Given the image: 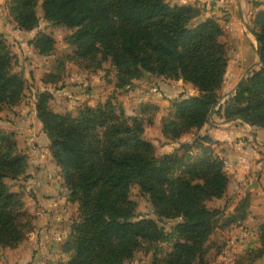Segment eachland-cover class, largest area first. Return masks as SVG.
Masks as SVG:
<instances>
[{"label": "trees", "instance_id": "trees-1", "mask_svg": "<svg viewBox=\"0 0 264 264\" xmlns=\"http://www.w3.org/2000/svg\"><path fill=\"white\" fill-rule=\"evenodd\" d=\"M44 20L76 29L69 38L80 59L110 61L117 70V88L129 86L144 73L190 83L198 96L174 104L176 122L162 128L165 138L178 139L200 131L210 116L220 113L218 92L228 67L223 29L215 20L195 24L201 16L192 7L171 6L166 0H15L10 12L19 30L30 33ZM264 7V1L259 2ZM253 32L259 46V67L226 103V120L239 119L264 130V10ZM41 56L54 50V40L42 35L29 43ZM14 56L0 34V104L16 105L25 90L22 75L13 70ZM51 96L42 94L36 112L50 142L52 158L61 168L72 201L79 204L81 222L74 226L68 264H129L138 251L171 245L162 264H207L208 242L223 210L207 204L224 197L228 187L225 162L209 137H198L160 158L144 140L143 123L129 119L112 102L82 106L76 116L54 113ZM219 110L216 112V109ZM197 147L201 154L192 152ZM27 158L16 152L12 138L0 132V247L15 249L24 240L19 222L23 204L4 180L25 174ZM137 185L148 196L160 220H180L170 234L153 220L133 221L136 204L130 189ZM243 199L226 225L242 221ZM262 248L256 258L264 255ZM156 264V261L155 263Z\"/></svg>", "mask_w": 264, "mask_h": 264}, {"label": "rangeland", "instance_id": "rangeland-1", "mask_svg": "<svg viewBox=\"0 0 264 264\" xmlns=\"http://www.w3.org/2000/svg\"><path fill=\"white\" fill-rule=\"evenodd\" d=\"M14 1L0 0V34L14 56V72L22 75L25 80V90L16 105L0 104V132L15 141L16 152L19 156L27 158V168L24 175L15 180H4L9 191L21 198L23 208L19 222L24 228V240L15 249L0 247V264H68L72 254L69 250L66 252L70 243V236L74 231V226L81 222L79 204L71 200V192L65 184L61 171L60 177L64 193L60 195L61 200H64L63 203L57 208H48L47 213L50 215L46 214L44 217L39 213L41 210H39L38 204L34 205L37 200L31 188L32 185H30L29 179L31 177L27 176L30 157L23 151L25 149L26 151H29L28 149L34 150V146L26 145L21 150L15 134L7 132L5 129L11 125L15 126L18 117L25 119V112L23 113L25 107L36 110L40 96L49 94L51 96L49 106L54 113L75 117L77 111L84 105L93 108L112 102L116 107L123 110L127 118H136L143 123V138L155 147L157 158L167 152L171 154L182 146H192L196 138L207 136L198 135V131L195 129L181 135L178 139L165 138L162 134V128L165 124L178 120L174 104L195 98V96L187 95L184 98L182 96L177 97L175 94H167V96L172 97L169 98L165 94L155 92V90L159 89V82H181L182 80L175 81L144 73L139 79L133 80L129 86L119 89L116 87L118 84L117 70L111 62L109 60L97 59L95 61L75 57V48L69 44V38L76 29L49 24L44 20L41 3L36 8L39 19L38 27L30 33L19 30L10 12L11 4ZM192 8L201 14L197 6ZM236 10L233 8L228 13L225 10V14L219 19L228 23L231 20L235 21L236 28H238L237 39L229 35L228 31L214 18H208L215 20L222 27L224 33L221 42L227 47L228 57L224 82L217 93L220 97V113L219 115L215 113L211 115H216L215 120L217 122L220 120L232 121L226 120L224 109L227 106L226 102L233 97L237 86L240 83L243 84L259 67L260 60L256 54L258 43L253 32L257 31L255 24L257 14L264 10V7H261L259 2H253L249 5L245 20L242 21L237 16ZM205 20L207 19L197 18L194 23L199 24ZM42 35L50 36L54 40V50L49 56H41L32 49V46H28L29 43ZM253 60L255 61L253 62ZM185 84L194 88L190 83ZM192 152L194 157L201 154L200 148L197 149V147ZM130 200L136 204V217L133 220L135 222L153 220L167 234H170L181 222L180 220L158 219L148 196L143 195L137 185L130 189ZM70 204L73 206L71 207ZM222 212L207 245V264H224V261L218 260L223 253L225 243L215 237L217 230L227 226L228 219L225 212V215H222ZM171 250L172 246L165 244L161 245L157 251H138L133 255L129 264H154L155 261L156 264H162V260ZM252 259H255L254 255L249 258V260ZM236 264H240V262L236 261Z\"/></svg>", "mask_w": 264, "mask_h": 264}, {"label": "crops", "instance_id": "crops-1", "mask_svg": "<svg viewBox=\"0 0 264 264\" xmlns=\"http://www.w3.org/2000/svg\"><path fill=\"white\" fill-rule=\"evenodd\" d=\"M263 1L166 0L171 6H197L201 11L200 19L214 18L229 35L236 39L238 28L235 21L231 20L228 23L220 20V16L225 14V10L228 13L235 8L241 21L245 20L249 5ZM155 92L166 96L175 94L184 98L187 95L198 96L196 89L182 81L159 82V89ZM30 109L25 107L23 109L25 119L18 117L15 126L11 125L5 129L15 134L21 150L26 145L34 146V150L23 151L30 157L27 176L31 177L30 185L37 200L34 205L38 204L41 210L39 213L44 217L46 214L50 215L47 213L48 208L54 209L63 203L60 194L64 193V189L60 177L61 169L50 153L49 139L37 119L36 110ZM215 117V114L210 117L209 123L198 132V135L207 136L215 142L214 149L225 162V172L229 182L224 197L210 202L208 208L211 210L225 208L226 217L229 219L235 215L234 211L243 199L248 203L246 216L242 221L230 223L223 229L217 230L215 237L225 243L218 261H224V264H236V261L240 264H264V255L256 258L262 248L261 236L264 231V130L250 127L241 120L217 122ZM252 255L255 259L249 260Z\"/></svg>", "mask_w": 264, "mask_h": 264}, {"label": "water", "instance_id": "water-1", "mask_svg": "<svg viewBox=\"0 0 264 264\" xmlns=\"http://www.w3.org/2000/svg\"><path fill=\"white\" fill-rule=\"evenodd\" d=\"M256 54H257V57H258V60H260V51H259V46L257 44V49H256ZM241 83L237 86L236 89H238L240 87ZM237 119H234L232 121H236Z\"/></svg>", "mask_w": 264, "mask_h": 264}]
</instances>
